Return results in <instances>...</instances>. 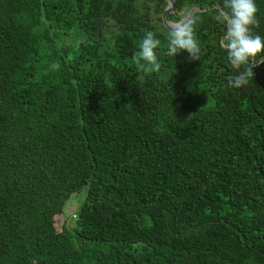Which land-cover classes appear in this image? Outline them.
<instances>
[{
	"label": "trees",
	"instance_id": "trees-1",
	"mask_svg": "<svg viewBox=\"0 0 264 264\" xmlns=\"http://www.w3.org/2000/svg\"><path fill=\"white\" fill-rule=\"evenodd\" d=\"M165 7L0 0V264H264V63L228 86L215 8L190 17L200 59L168 56ZM146 31L158 67L138 72Z\"/></svg>",
	"mask_w": 264,
	"mask_h": 264
},
{
	"label": "clouds",
	"instance_id": "clouds-1",
	"mask_svg": "<svg viewBox=\"0 0 264 264\" xmlns=\"http://www.w3.org/2000/svg\"><path fill=\"white\" fill-rule=\"evenodd\" d=\"M258 8L255 0H224L223 8L216 15V20L226 27L223 47L231 68L237 72L228 77L230 88L240 89L253 78V66L257 57L264 53V38L252 33L253 27L259 26L256 13ZM198 18L182 20L171 26L167 33V55L175 57L181 52H187L191 60H199L201 48L196 39L195 27ZM161 41L152 31L144 32L139 44V51L133 54V61L138 72H148L152 66L158 67L157 53ZM252 63L249 64L248 62Z\"/></svg>",
	"mask_w": 264,
	"mask_h": 264
},
{
	"label": "water",
	"instance_id": "water-1",
	"mask_svg": "<svg viewBox=\"0 0 264 264\" xmlns=\"http://www.w3.org/2000/svg\"><path fill=\"white\" fill-rule=\"evenodd\" d=\"M165 1H166V7H165V9L163 10V12H162V14H161V21H162L163 25H164L167 29L171 30V26L174 25V24H176V23H169V22H167L166 19H165V17H166V14H167L169 11H171V10L174 9V4H173V0H165ZM210 8H215V9L220 10L219 6H217V5L209 6V7L203 8V9H199V8L193 7V8H190V9H189V11L187 12L186 16H185L183 19H181L180 21H182V20H184V21L189 20L190 17H191V15H192L194 12L205 11V10L210 9ZM180 21H179V22H180ZM221 44L223 45V43H221ZM262 59H264V58H262ZM258 62H259V61H258Z\"/></svg>",
	"mask_w": 264,
	"mask_h": 264
},
{
	"label": "rangeland",
	"instance_id": "rangeland-1",
	"mask_svg": "<svg viewBox=\"0 0 264 264\" xmlns=\"http://www.w3.org/2000/svg\"><path fill=\"white\" fill-rule=\"evenodd\" d=\"M82 198H83V192L76 193L73 195V197H71V199L69 201L70 203H67V205L64 208V212H65L66 216H70V214L72 215V213L75 212V210L79 206Z\"/></svg>",
	"mask_w": 264,
	"mask_h": 264
}]
</instances>
